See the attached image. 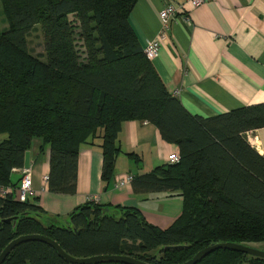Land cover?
I'll return each instance as SVG.
<instances>
[{
  "label": "trees",
  "instance_id": "1",
  "mask_svg": "<svg viewBox=\"0 0 264 264\" xmlns=\"http://www.w3.org/2000/svg\"><path fill=\"white\" fill-rule=\"evenodd\" d=\"M137 1L0 0V253L21 235L43 234L75 257L129 255L181 264L213 243L264 242V156L246 137L264 127V102L216 116L191 113L169 91L130 22ZM37 26L44 57L28 47ZM130 120L153 123L179 147V162L132 174L136 192L182 198L172 225L160 228L136 207L87 201L67 216H52L38 198L18 199L22 178H14V169L24 167L35 138L40 153L50 147V192H77L85 145L101 151L107 189ZM15 217V225L5 221ZM2 264L72 263L47 243L27 241ZM196 264H264V258L220 248Z\"/></svg>",
  "mask_w": 264,
  "mask_h": 264
},
{
  "label": "crops",
  "instance_id": "2",
  "mask_svg": "<svg viewBox=\"0 0 264 264\" xmlns=\"http://www.w3.org/2000/svg\"><path fill=\"white\" fill-rule=\"evenodd\" d=\"M170 3L183 5L190 16H171L158 55L152 60L169 91L193 114L216 116L246 105L264 102V0H205L194 6L191 0H138L130 22L145 49L161 33L160 12ZM250 145L264 156V127L246 133ZM122 149L116 175L106 189L101 179L103 155L97 147L81 148L77 192L52 193L46 176L50 171V147L40 153L41 140H33L31 176L34 194L52 216H67L98 195L101 204L136 207L146 219L167 228L181 215L183 200L169 192H136L132 182L120 186L125 174H143L167 162L179 147L163 139L159 129L146 120L123 124L119 136ZM135 153L136 162L127 153ZM14 171V178H22ZM21 181L19 182V186ZM264 250V242L255 245Z\"/></svg>",
  "mask_w": 264,
  "mask_h": 264
},
{
  "label": "water",
  "instance_id": "3",
  "mask_svg": "<svg viewBox=\"0 0 264 264\" xmlns=\"http://www.w3.org/2000/svg\"><path fill=\"white\" fill-rule=\"evenodd\" d=\"M24 167L27 169L31 168V151L30 150L26 151L25 153ZM12 220H14V225H15L16 220H17L16 217L8 218L5 221H12ZM27 241H41V242L51 245L57 251L58 255L61 258H63L64 260L72 264H96V263H104V262H121V263H126V264H151V263H148L146 261L137 259L129 255H95V256L86 257V258L75 257V256L68 254L57 241L43 234H26V235H21L13 239L0 253V264L4 262L6 257L10 254V252L17 245L23 242H27ZM171 247L178 248L180 246H171ZM220 248L240 251V252L248 253L252 256L264 258L263 249H259L257 247H253L250 245L238 244L234 242H219V243H213L209 245L208 247L200 250L190 260L184 263H181V264H196L202 258L207 256L209 253H211L212 251L216 249H220Z\"/></svg>",
  "mask_w": 264,
  "mask_h": 264
},
{
  "label": "built area",
  "instance_id": "4",
  "mask_svg": "<svg viewBox=\"0 0 264 264\" xmlns=\"http://www.w3.org/2000/svg\"><path fill=\"white\" fill-rule=\"evenodd\" d=\"M192 4L194 6H200L205 2V0H191ZM177 13H180L183 17V19L187 23H191L190 16L185 13V10L183 8V5L177 4V3H170L167 7L162 9L160 12L161 18L163 20L162 30L161 33L158 35L157 38H154L150 41H148L147 46L145 47L144 51L147 55V57L150 60H153L159 52V49L161 48L163 40H165V29L168 27V22L170 20L171 16H175ZM248 133V132H247ZM180 153L175 151L169 154L167 158V162L169 163H176L180 161ZM16 171H21L23 174L21 184L18 188V199L22 202H26L29 200L31 195L34 194L33 189V183H32V176L30 169L27 168H21V169H15ZM46 179L48 180V176H46ZM133 180L132 174H125L122 176V178L119 179L118 184L120 186H124L128 183H131ZM10 188H2V194L6 195L9 192ZM88 201H94L96 203L100 202V197L98 195H90L88 197Z\"/></svg>",
  "mask_w": 264,
  "mask_h": 264
},
{
  "label": "rangeland",
  "instance_id": "5",
  "mask_svg": "<svg viewBox=\"0 0 264 264\" xmlns=\"http://www.w3.org/2000/svg\"><path fill=\"white\" fill-rule=\"evenodd\" d=\"M2 17L3 16H1V18ZM2 27H7V23H2ZM28 47L34 55L44 57V55H45V42H44L43 33L41 32V30L38 26H37V28H35L32 31V33L28 37ZM15 169H21V168H15Z\"/></svg>",
  "mask_w": 264,
  "mask_h": 264
}]
</instances>
